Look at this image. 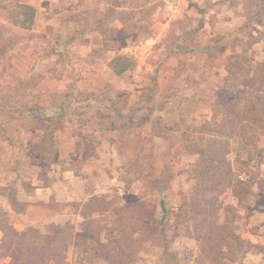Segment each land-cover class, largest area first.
Segmentation results:
<instances>
[{"label": "rangeland", "instance_id": "374dc122", "mask_svg": "<svg viewBox=\"0 0 264 264\" xmlns=\"http://www.w3.org/2000/svg\"><path fill=\"white\" fill-rule=\"evenodd\" d=\"M28 1L0 0V159L2 157L3 165L15 167L16 172L6 186L0 187V194L7 197L6 201H0V208L8 212L10 223L18 230L36 227L44 232L45 226L51 223L73 226L79 235L72 239L67 251L70 264H196L199 244L175 221L183 193L193 184L189 170L196 159L187 154L183 138L187 135L194 140L202 125L211 119L215 95L223 83L224 67L232 51L246 53L254 58L255 64L264 60V0H83L93 4L92 8L81 7L83 10L67 14L66 20L77 21L75 30H84L89 26L86 27L81 18L90 21L96 15L93 8L104 5L101 7L104 9L101 25L104 38L101 47L95 50L98 54L111 50L131 55L126 50L128 47L165 31L162 23H169L159 42L143 53L138 51L137 56L131 55L137 60L136 67L127 72L126 77L115 81L143 86L141 96L156 100L159 83L164 82L161 73L172 75L169 68L174 67L172 79L178 85L197 82L199 96L189 102L187 110L198 116L189 118L169 111L166 106L172 101V94L162 84L159 110L166 115L161 120L151 121L149 116L141 114L136 123L124 119L114 122L104 114H99L97 121L92 118L95 109L87 115L82 107L64 104L78 97V93L61 91L65 74L57 71L63 63L72 62L74 55L69 54V42L60 32L57 36L54 25H42L45 16L50 15V12L45 13V7L53 4L50 11L55 13L66 7L68 0H33L39 7L43 5L34 31L15 27L5 19L7 9ZM74 1L81 0H71L72 5ZM221 36L230 38L234 45L225 39L226 46L219 49L212 64L202 48L214 45L215 39ZM52 40H58L60 45L56 46ZM53 51L60 55L51 68L55 75L53 84L60 89L55 96L60 98L59 105L67 113L40 123L26 117L22 111L40 107L46 100L45 85L50 80L39 72L42 61H30L29 57L31 52L44 56ZM32 62L33 69L27 73ZM136 72L139 79L135 77ZM73 80L76 77L72 83ZM33 87L38 90L29 94V88ZM181 97L173 99L182 103ZM181 107L179 105V109ZM150 129L151 133L162 137L143 139ZM54 132L59 135L58 149ZM70 132L85 143L84 154H74L66 147V134ZM115 134L122 138H113ZM259 145L264 147V135ZM230 147L229 159L234 163L239 151L237 140H232ZM97 148L101 150L97 152ZM1 172L12 173L7 167ZM37 173L39 182L33 186L31 181ZM260 174L264 175V165ZM40 181L52 185L59 197L53 196L47 203L19 198L21 191V197L35 193V189L41 188ZM162 198L168 209L164 223L161 221L165 215ZM137 201L144 204L142 211L147 219L134 234L139 242L134 252L119 255L113 251L116 244L112 240L119 233L116 229L132 231L135 226L131 220L120 225L113 224L112 220L118 207L124 205L132 212ZM31 204L38 207L36 211L29 210L39 220L33 224L22 215L28 213ZM229 204L237 205L230 190L220 197L221 217ZM247 206V209L237 207L239 216L235 224L246 245L233 262L223 264H264V206L254 196L247 200ZM98 209L100 212L96 211ZM83 211L89 212L91 218L86 220ZM50 216L54 217L47 220ZM8 261L0 257V264H8Z\"/></svg>", "mask_w": 264, "mask_h": 264}, {"label": "trees", "instance_id": "16d2710c", "mask_svg": "<svg viewBox=\"0 0 264 264\" xmlns=\"http://www.w3.org/2000/svg\"><path fill=\"white\" fill-rule=\"evenodd\" d=\"M36 17L34 5L18 3L7 9L5 19L11 25L29 30ZM225 39L231 42L230 38L221 36L215 39L214 45L202 48L210 63L219 49L226 46ZM136 65V58L123 52H117L108 62L110 69L119 76L132 71ZM224 70L225 77L215 95L211 119L202 125L194 140L187 135L183 138L187 154L196 159L189 170L193 184L183 193L175 211V221L199 244L196 264L233 262L246 245L235 226L239 216L237 207L247 209V200L252 196L264 206V175L260 174L264 147L259 145L264 135V60L255 64L254 58L246 53L232 51ZM24 114L40 123L50 120L44 109ZM232 140H237L239 145L234 163L229 159ZM38 150L41 149L38 147ZM228 190L236 198L237 205H227L221 217L220 197ZM138 202L132 212L124 205L118 207L112 220L119 225L131 220L135 226L132 231L122 227L116 229L119 233L112 240L116 244L113 251L119 255L133 253L139 243L134 234L141 230L147 216L142 211L144 204ZM161 208L165 214L161 219L164 223L168 214L164 198ZM83 212L86 220L91 218L89 212ZM82 229L86 227L83 225ZM0 234V257L8 258V264H70L67 251L72 239L79 235L68 223L48 224L44 232L36 227L18 230L10 223L8 212L1 208Z\"/></svg>", "mask_w": 264, "mask_h": 264}, {"label": "crops", "instance_id": "0c3cea01", "mask_svg": "<svg viewBox=\"0 0 264 264\" xmlns=\"http://www.w3.org/2000/svg\"><path fill=\"white\" fill-rule=\"evenodd\" d=\"M86 1V0H85ZM78 2V1H77ZM29 4H32L37 9V17L35 24L32 29H23L26 31H34L36 30L35 27L39 21V15H40V8L33 0L28 1ZM74 1L73 5L71 0L67 1V4H65L66 7L61 8V10L56 11L55 13H52L50 10L53 8V4H49L47 7H45V13L49 14V16H45V24L42 26L47 25H54L55 26V32H57V36H59V32L63 34V37H66L67 41L69 42L67 46L70 48L69 54L74 55L72 62H66V64L63 63V67L58 69L59 74H65L63 79L65 78V81L62 82L61 91L67 92V90L73 91L75 90L76 93H78V97H74L75 99H68L69 101H66L65 105H73L83 108V112L87 113V115L92 112L91 109H95V116L92 117L93 119H96L99 121V114H104L105 116H110L111 119L116 122L117 120L124 119L129 122L136 123L138 122V117L141 114H145V117L149 116V119H157L161 120L163 116L166 114L159 110V103L160 101V92L163 90L162 84H165V90L169 92V94H172L170 96L171 102L167 103L168 110L173 112V114L182 115V116H188L189 118H192L193 116H198V113L195 115H192V111L190 112V109L187 110V106L189 105V102H192L193 100H197V94L198 87L197 82L187 83L184 86L178 85L175 83V81L172 79V76H174L175 68H169L171 72L173 71L172 75L170 72L168 73H161L162 79L164 82L159 83L160 87L158 89L159 96L156 100H148L145 98V96H141L143 94L144 87L143 86H135L128 82L122 83L119 81H115L116 79H120L123 77H126V73L122 75H116L114 72L110 69L108 66V62L116 55L117 52H112L111 50H108L106 52H100L95 53V50L97 48L101 47V42L103 40V33L101 31V25L102 22V11L104 10V5H99L98 7H94L96 11L95 17H91V20L89 19H83L81 18L82 22H85V26H89L88 28L84 30H75V23L77 21H74L73 19L66 20L67 14L78 12L83 9H91L92 5L90 2H83L81 0L80 2L76 3ZM75 4V5H74ZM96 6V5H95ZM83 9H82V8ZM97 8V10H96ZM52 14V15H51ZM176 15H173V17ZM89 22H88V21ZM87 21V22H86ZM80 22V21H78ZM119 22H116L115 24L118 25ZM14 26V25H13ZM163 30H167V27L169 26L168 22L162 23ZM17 27V26H15ZM19 28V27H18ZM41 28V27H40ZM38 28V30L40 29ZM22 29V28H20ZM42 29V28H41ZM40 29V31H41ZM161 31L159 34H155L154 37L147 39L146 41L151 40L152 42H159L164 36V32ZM65 33V34H64ZM69 36L67 37L66 35ZM47 38L50 37V35L46 36ZM31 43L33 42L30 40ZM50 39H47L46 43H49ZM53 44L56 43V46L60 45L58 40H52ZM143 43V42H142ZM137 45V44H136ZM146 47L144 48V50ZM56 50V49H55ZM30 53V61H34L37 59L38 61H42L41 64H39V69H41L39 72L46 74V79L50 80V83L47 82L45 85V93H46V100L43 103H40V107L35 108L33 110H39L44 109L47 112V115L50 119H53L55 117H62L64 114L67 113L66 109L62 108V105H59L60 98H57L59 95L60 89L53 84V77L55 76L52 71V66H54L55 63L58 62L59 54H56V51H53L49 54H45L42 56L41 54H32ZM143 53V50L140 52ZM143 55V54H142ZM42 63L49 64V66L42 65ZM33 62L28 68L27 73L31 72L33 69ZM160 74V75H161ZM67 75V76H66ZM70 75V76H69ZM72 75V76H71ZM76 77V80L72 79ZM67 78V79H66ZM19 88V87H18ZM16 88V89H18ZM20 89H23L22 87ZM32 89V90H31ZM27 90V89H26ZM38 88H29V94L34 93V91H37ZM57 93V96H55ZM63 94V93H62ZM178 95L183 96L182 103L179 101H176L173 99L175 96ZM56 97V98H55ZM64 97V94H63ZM20 97H17V99ZM162 104V103H161ZM64 105V106H65ZM179 105H181V109H179ZM37 107V106H36ZM32 110V108L30 109ZM30 110H23L30 111ZM144 110H146L144 112ZM33 120V119H32ZM54 120V119H53ZM35 121V120H34ZM152 121V120H151ZM145 123V122H144ZM152 123V122H151ZM67 137V145L66 147L70 148V152H73L74 154H84L86 152L85 143L81 141V139H75V136L73 135V132H70L69 134H66ZM144 137H147V139L150 140V138L157 139L158 137H162L161 135L154 134L153 131L151 133V129L149 130V133H146L143 135ZM54 138H55V147L58 149L60 145L58 144V132H54ZM113 138H122L121 136L114 135ZM37 143V141L35 142ZM40 143V142H39ZM38 143V144H39ZM104 143V142H103ZM102 143V145H103ZM118 143L114 144L117 146ZM143 145V143H142ZM105 147V143L103 145ZM77 147V150L75 148ZM79 148V149H78ZM82 148V149H80ZM101 148H97V152L100 151ZM4 161V160H3ZM5 163V161H4ZM14 165V164H13ZM7 167L12 173L8 174L7 172H1L3 169ZM17 170V169H16ZM14 171V172H13ZM15 167H11L9 164L6 166L2 163V157L0 159V187L6 186L11 178H13V174H15ZM33 181H31V185H35L38 181V173L33 175L32 178ZM41 188L35 189V193L32 194H26L25 197H21L23 194V191L21 193L19 192V198L21 200L25 201H32L34 200H40L45 203L49 202L50 199L54 196L58 198L59 196L54 193V189H52V185H45L42 181H40ZM29 196L27 199L26 196ZM33 198V199H32ZM7 197L0 194V201H6ZM6 203V202H5ZM10 206V205H8ZM7 206V207H8ZM13 211L12 209H10ZM29 210L31 212L38 210V207L31 204L28 208V213L22 214L24 218H26L27 222L30 224L36 223L39 220H37L36 217H34L32 214H30ZM43 211V208H41ZM16 214L14 211L12 212ZM21 215V214H16ZM54 216H50L47 218H53ZM27 223V224H28ZM16 227V226H15ZM1 238V234H0ZM249 262V261H248ZM249 264V263H247Z\"/></svg>", "mask_w": 264, "mask_h": 264}, {"label": "built area", "instance_id": "2783aa9c", "mask_svg": "<svg viewBox=\"0 0 264 264\" xmlns=\"http://www.w3.org/2000/svg\"><path fill=\"white\" fill-rule=\"evenodd\" d=\"M152 44H156V42H152L151 40H149V41H146L144 43H140V44H137V45H133L131 47H128L126 50H127V52H130L131 55H136L137 56V52L138 51L144 50L145 47H146V50H148V49L151 48ZM139 76H140L139 75V72H136L135 73V77L137 79H139L140 78Z\"/></svg>", "mask_w": 264, "mask_h": 264}]
</instances>
